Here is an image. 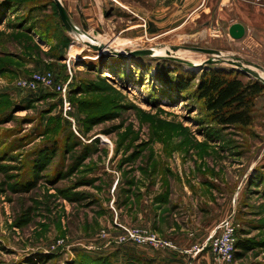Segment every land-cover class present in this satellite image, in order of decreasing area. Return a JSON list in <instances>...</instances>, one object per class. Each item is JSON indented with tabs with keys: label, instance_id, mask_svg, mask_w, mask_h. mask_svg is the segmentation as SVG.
I'll return each mask as SVG.
<instances>
[{
	"label": "rangeland",
	"instance_id": "374dc122",
	"mask_svg": "<svg viewBox=\"0 0 264 264\" xmlns=\"http://www.w3.org/2000/svg\"><path fill=\"white\" fill-rule=\"evenodd\" d=\"M2 1L0 264H172L184 235L170 226L196 205L218 223L233 214L235 240L249 245L224 263L201 251L216 264H264V90L249 125L231 127L194 93L210 70L264 74V0H194L169 21L120 0H60L69 29L54 0ZM236 22L240 39L228 34ZM41 72L69 79L66 111L50 87L17 88ZM177 74L188 90L160 81ZM125 228L170 246L119 243ZM204 235H187L179 254L197 255Z\"/></svg>",
	"mask_w": 264,
	"mask_h": 264
},
{
	"label": "trees",
	"instance_id": "16d2710c",
	"mask_svg": "<svg viewBox=\"0 0 264 264\" xmlns=\"http://www.w3.org/2000/svg\"><path fill=\"white\" fill-rule=\"evenodd\" d=\"M3 6L4 1L0 0V11ZM160 81H165L168 83L167 87L179 92H184L191 86V82L182 80L181 74L173 79L160 77ZM263 90L264 83L260 80L248 78L244 82L236 75L213 70L203 73L194 87V93L201 101L203 110L208 112L215 124L224 127L248 126L253 101ZM235 243L234 260L240 257V251L249 246L246 239L238 238Z\"/></svg>",
	"mask_w": 264,
	"mask_h": 264
},
{
	"label": "built area",
	"instance_id": "2783aa9c",
	"mask_svg": "<svg viewBox=\"0 0 264 264\" xmlns=\"http://www.w3.org/2000/svg\"><path fill=\"white\" fill-rule=\"evenodd\" d=\"M69 83V79L66 82H54L51 73L41 72L32 73L25 78H19L16 81L17 88L22 90H35L41 85L50 87L54 92L61 94L62 101L64 102V110L66 111L70 103L66 99V88ZM126 233L120 237L117 242L123 243L129 240H136L141 243H152L155 245L170 246L168 242L162 241L156 235H146L139 229L130 230L125 228ZM237 228L234 224L233 214L225 217L220 223H218L212 233L204 240L203 245L194 247L195 253L201 251L203 248H210L214 259L220 263L233 261V255L236 250L235 233Z\"/></svg>",
	"mask_w": 264,
	"mask_h": 264
},
{
	"label": "crops",
	"instance_id": "0c3cea01",
	"mask_svg": "<svg viewBox=\"0 0 264 264\" xmlns=\"http://www.w3.org/2000/svg\"><path fill=\"white\" fill-rule=\"evenodd\" d=\"M193 1L194 0H120L119 3L132 13L137 14L138 16L139 14L146 15L145 13H151L154 14L155 18L161 19L162 15L165 14L163 16H166L167 13L169 15H167L168 18L166 20L169 21V18L174 14V11L186 10L185 8L191 6ZM233 4L236 5V3ZM184 196L185 195H181V200L183 202H186ZM195 208H197L195 215H193V217H187L186 221H183L184 223L187 222L186 224L170 226V228L173 230L175 228L178 229L177 231H175L174 234H179L180 232L182 233V235H184L183 240L185 242L191 239L187 238V235H194L200 232L205 233L201 240L205 239L208 234L213 232L214 226L218 223L216 222V220H208L201 216L202 214L201 212L199 213V211L202 210L199 209L197 205L195 206ZM183 240L177 241L174 239V243L177 246V250L174 252V254L176 255L175 258L171 260L172 264H216L208 250L198 252V254L194 255V257H182L179 254V250L181 251L186 248L185 242L183 245H181Z\"/></svg>",
	"mask_w": 264,
	"mask_h": 264
},
{
	"label": "water",
	"instance_id": "95a60500",
	"mask_svg": "<svg viewBox=\"0 0 264 264\" xmlns=\"http://www.w3.org/2000/svg\"><path fill=\"white\" fill-rule=\"evenodd\" d=\"M54 1H55L57 11L59 13L60 19H61L64 27H66L67 29L73 28L72 25H71V22L69 20L68 14L66 13L61 1L60 0H54ZM244 32H245L244 26L241 23H238V22L231 24V26H230V28L228 30L229 36L233 37L235 39L242 38L243 35H244ZM90 45H91V47L94 50H99L102 47L101 44H99V45L90 44ZM198 50L199 51L210 52L209 49H204V48L198 49ZM147 53H149L148 49L130 51L131 55H144V54H147ZM243 71L246 74L247 73L250 74L255 79L260 80L261 82L262 81L264 82L263 78H261L260 75L258 73H256L254 70H252L250 67H246V68L244 67Z\"/></svg>",
	"mask_w": 264,
	"mask_h": 264
},
{
	"label": "bare ground",
	"instance_id": "6f19581e",
	"mask_svg": "<svg viewBox=\"0 0 264 264\" xmlns=\"http://www.w3.org/2000/svg\"><path fill=\"white\" fill-rule=\"evenodd\" d=\"M163 51L165 52V49H163ZM164 52H163V53H164ZM169 53H170V52H169ZM174 53H175V52H174ZM165 54H166V53H165ZM171 54H172V53H171ZM260 77L264 79V74L262 73Z\"/></svg>",
	"mask_w": 264,
	"mask_h": 264
}]
</instances>
